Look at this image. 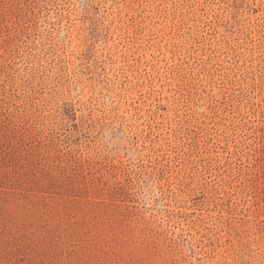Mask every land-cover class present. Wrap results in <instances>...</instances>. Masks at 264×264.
I'll use <instances>...</instances> for the list:
<instances>
[{
	"label": "rangeland",
	"instance_id": "374dc122",
	"mask_svg": "<svg viewBox=\"0 0 264 264\" xmlns=\"http://www.w3.org/2000/svg\"><path fill=\"white\" fill-rule=\"evenodd\" d=\"M0 264H264V0H0Z\"/></svg>",
	"mask_w": 264,
	"mask_h": 264
}]
</instances>
